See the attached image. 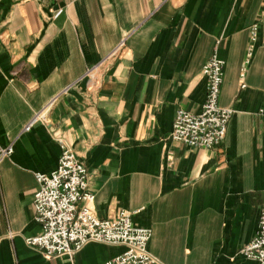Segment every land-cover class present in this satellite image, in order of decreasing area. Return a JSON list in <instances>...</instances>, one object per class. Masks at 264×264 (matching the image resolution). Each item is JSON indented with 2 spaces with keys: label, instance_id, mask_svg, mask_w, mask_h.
I'll return each instance as SVG.
<instances>
[{
  "label": "crops",
  "instance_id": "1",
  "mask_svg": "<svg viewBox=\"0 0 264 264\" xmlns=\"http://www.w3.org/2000/svg\"><path fill=\"white\" fill-rule=\"evenodd\" d=\"M263 20L264 0H0V144L14 150L0 164V264H102L124 250L47 259L25 245L58 138L88 172L95 218L131 214L159 264H256L239 251L264 203V43L250 38ZM214 52L225 137L212 150L171 142L176 111H201Z\"/></svg>",
  "mask_w": 264,
  "mask_h": 264
},
{
  "label": "built area",
  "instance_id": "2",
  "mask_svg": "<svg viewBox=\"0 0 264 264\" xmlns=\"http://www.w3.org/2000/svg\"><path fill=\"white\" fill-rule=\"evenodd\" d=\"M60 11L56 12L57 17ZM250 38L264 43V20L250 29ZM206 80V97L198 114L179 109L175 113L171 142L190 148L212 150L224 139L231 109L218 104L224 78V62L214 54L202 68ZM241 74V78H243ZM44 110L23 128L29 132L44 121ZM61 155L57 167L50 174H35L36 191L33 195L34 221L40 234L25 239V245L40 252L47 259L72 258L86 245L94 243L123 247V252L102 264H159L149 253L150 229L136 227L131 214L122 211L113 220H98L88 204L94 195L88 191V172L63 140L58 138ZM13 146L0 144V164L13 154ZM85 203L80 209L78 205ZM239 255L256 264H264V203L258 219L255 237L243 246Z\"/></svg>",
  "mask_w": 264,
  "mask_h": 264
}]
</instances>
